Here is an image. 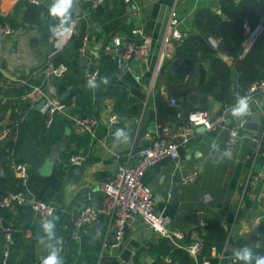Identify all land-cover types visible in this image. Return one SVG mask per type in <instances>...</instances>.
<instances>
[{
	"label": "crops",
	"instance_id": "0c3cea01",
	"mask_svg": "<svg viewBox=\"0 0 264 264\" xmlns=\"http://www.w3.org/2000/svg\"><path fill=\"white\" fill-rule=\"evenodd\" d=\"M235 1L238 3L240 0ZM54 2L43 0L40 4H33L28 0H0L3 18L16 27L14 34L8 37L0 35V107L5 106V111L0 109V123L10 124L14 121L19 126L17 130L20 134L15 131L12 143L16 142L23 147L24 153L21 155L29 157L32 164L26 192L30 196L60 204L67 213L57 212L50 219L55 223V236L49 239L42 228L44 221L35 215L29 203L0 207V240L6 232H10V248L19 251L17 259L22 257L25 264H41V259L48 254L58 237H65L72 248L71 256L68 254V246L59 252L64 264H163L164 257L169 253L162 250V240L166 237L148 226L142 217L135 216L130 220L125 238L120 244L108 234L107 218L104 216L93 226L84 229L78 239L74 238L73 218L78 213L83 192L93 190L97 193L100 185L113 176L116 154L126 152L133 144L140 146L144 143L145 131L140 134L141 126L147 129L156 124L185 119L183 103L188 102L192 94L199 92L195 107H203L213 114L225 109L228 125L212 132L199 128L193 141L182 146L179 160H163L146 172L145 179L154 192L156 213L167 219L169 227L185 231V242L204 237L208 225L219 222L230 239L220 249L216 245L210 248L209 256L216 257L218 264L219 259L212 250L213 246L218 251L225 249L230 253L244 246L251 248L254 241L250 236L264 222V176L254 185L248 186L250 176L264 172V92L247 100L248 111L245 115L237 117L233 114L232 107L237 102H227L226 96L236 90L239 73L234 58L222 50L221 39L215 35L218 46L209 42L231 68L232 81L227 90L221 92L222 84L213 82L209 74L217 56L215 53L202 55L201 61L185 74L182 82H175L172 73L180 66L175 69L172 66L176 58V47L167 58L172 60L170 66L166 65L165 60L160 67L163 35L169 20L177 16L179 26L192 34L197 30L195 17L204 8L220 13L224 19L228 17L222 10L221 0H134L130 4L125 0H105L102 3L73 0L71 17L63 27L74 24L77 31L58 49L55 59L65 61L62 60L64 57L77 60L84 67L85 73L91 68L100 70L98 84L92 87L85 81V87L91 88L90 94L79 92L84 100L81 106L73 104L72 96L77 94L72 95V92L82 83L60 91L55 78H45L39 71L47 53L63 40L60 20L49 13ZM133 26H141L151 38L148 59H128L122 68L116 64L114 70L110 69V63L103 59L111 57L117 60L124 46L111 44V50L107 51L105 44L112 35L130 30ZM86 33L90 37V50L87 51V59L82 62L84 54L79 50L80 45L76 47L73 41L77 35ZM220 51L225 55H221ZM20 79H27L29 83L44 81L45 87L54 84L60 97L62 92L70 90V99L66 101L71 104V111L96 113L100 117L98 138L89 143L88 134L75 131L69 117L57 113L53 128L59 130L62 126V136L69 133L62 154L83 150L88 154V159L80 167L68 165V154L63 158L61 154L52 164L47 161L51 145L62 136L43 150L45 140L48 137L54 138L56 134L47 133L42 127L40 118L43 112L27 93L31 89L30 85L22 83ZM201 82L216 85L217 94L203 93ZM107 85L118 88L117 94L122 96L123 101L121 110L116 97L100 96L98 91L106 90ZM184 89L186 91L182 93ZM157 92L164 99L161 112L156 105ZM172 97H177L179 106L171 104ZM137 104L140 105L139 110H135L134 114L126 113L127 109H133ZM111 114H117V123H108ZM255 114L259 115L258 129L244 128L243 122ZM230 125L240 128L241 138L234 152L227 154L224 152V143ZM117 131H122L123 135L117 136ZM9 167L6 153L0 145V192L10 189L7 183ZM192 170L198 172L196 180L184 183L183 177ZM174 187L178 191H173ZM247 188L253 193L252 196L246 191ZM197 210L202 213L198 215ZM62 217L70 224L61 223ZM201 217L208 220L207 225H200ZM242 242L246 243L239 245ZM192 255L198 264L199 255ZM174 260L178 264V260ZM242 263L245 264L244 261Z\"/></svg>",
	"mask_w": 264,
	"mask_h": 264
},
{
	"label": "built area",
	"instance_id": "2783aa9c",
	"mask_svg": "<svg viewBox=\"0 0 264 264\" xmlns=\"http://www.w3.org/2000/svg\"><path fill=\"white\" fill-rule=\"evenodd\" d=\"M33 4H40L43 0H28ZM88 3H102L105 0H81ZM128 4L134 0H125ZM134 7V5H133ZM136 7V5H135ZM133 8L131 9V11ZM245 39L241 56H244L258 39L263 31L264 25L260 21L252 25L248 19L244 21ZM68 31L62 33L63 40L59 45L51 48L42 62L39 71L43 73L45 78H54L63 75L69 70V64L65 61H56L55 55L60 47H62L77 31L74 24L66 27ZM16 27L3 18L0 11V35L8 37L14 34ZM190 35V31L179 26L177 16H173L166 27L163 35V46L160 52V67L163 62L171 56L175 47L183 42ZM53 40V36H51ZM90 37L86 33L83 35L82 43L79 50L82 54H87ZM111 44L123 45L124 49L120 51L117 57V66L122 68L126 65V61L133 57L138 61H146L149 56L151 38L141 26H133L130 35L126 32H119L109 39L105 44V49L110 51ZM100 78V70L98 68L88 69L85 73V81L90 85H95ZM22 83H28L31 87L28 95L32 97L34 103L44 100L41 110L46 114L45 125L51 127L55 121L57 113H63L69 117L71 126L75 131L84 132L89 136V143L98 138V129L101 119L96 113L73 112L64 98L60 97L54 84L44 86V81L40 83H29L27 79H20ZM93 87V86H92ZM264 92V77L254 79L246 88L245 92L238 97H245L247 100L253 96ZM77 95L72 96L74 104ZM172 105L179 106L177 98L172 97L170 100ZM180 116L181 113L179 112ZM119 121L117 114H111L108 117V123L114 124ZM228 125V116L226 110L213 114L209 110L200 107H193L186 119L179 121L165 122L156 124V126L145 130V141L140 146L131 145L129 150L124 153H118L115 156V171L112 177L104 181L97 193L93 190H85L81 198V205L78 213L73 218L72 236L79 238L81 232L89 226H93L100 217L107 218L108 234L118 244L122 243L128 223L135 216L142 217L148 226L158 231L161 236L168 238L171 243L179 247H184L195 256L201 253L204 246V238L199 237L193 242H185L186 232L180 229L171 228L166 218L156 213L155 198L153 189L148 181H146V172L153 166L166 159L179 160L181 158L182 146L189 145L199 128L205 131H217ZM15 130L9 123H0V140L9 141L15 136ZM241 138L240 128L230 125L225 138L224 152L231 154ZM88 159V154L83 151L71 152L68 158V165L74 168L80 167ZM12 167L15 174L20 178L21 183L26 186L30 177L31 161L23 159L16 161L12 159ZM198 172L192 170L183 177L184 183H191L196 180ZM264 176V172L260 171L248 179V186L254 185L257 180ZM246 191L253 195L249 188ZM29 203L35 215L42 221L50 220L57 212L67 213V210L53 201L38 196H30L25 189L9 190L0 194V207H11L18 204ZM201 210H197L200 215ZM208 220L204 217L200 219V225H207ZM4 253L8 254L11 245L10 232L5 233ZM263 245L261 239L254 241V246ZM67 242L64 237H58L54 246L50 248L48 253L56 248L59 252L66 249ZM215 256L219 259V264H237L238 259L225 249L218 251L216 246L212 247ZM217 250V252L215 251ZM48 255V254H47ZM46 255V256H47ZM163 264H175V260L171 254H166ZM198 264H212L211 257L204 255Z\"/></svg>",
	"mask_w": 264,
	"mask_h": 264
},
{
	"label": "trees",
	"instance_id": "16d2710c",
	"mask_svg": "<svg viewBox=\"0 0 264 264\" xmlns=\"http://www.w3.org/2000/svg\"><path fill=\"white\" fill-rule=\"evenodd\" d=\"M221 5L223 12L228 16L226 19H224L220 13L213 12L208 8L200 10V12L197 14L194 20V25L197 30L194 33L190 34L183 42L179 43L176 46L177 51L174 57H180L181 63L180 66L172 73L174 74L173 77L175 82H178L179 79L181 80L180 82H182L183 78L185 77V74L192 70L193 67L201 61L202 55L205 56L209 53L217 54L216 48H214L210 44L209 40L206 38L207 33H212L213 35L221 39L220 45L222 50L234 58L235 67L239 73L236 83V90L226 96V101L233 103L237 102V93L242 95L248 85L254 79L264 77V28L261 34L259 35L258 39L250 48V50L244 56H241L240 54L243 49V42L246 35L244 21L248 19L252 25H255L256 23L261 21L264 25V0H240L238 1V3H236L235 0H221ZM130 30H125V32L130 35ZM82 36V34H79L74 38L73 43L76 47L81 45L83 38ZM62 60L67 61L70 69L66 71L63 75L54 77L55 84L60 88V91H62L63 89H66L73 84L82 83V85H80L78 89H76V91L72 92V95L74 93L77 94L74 104L81 106L84 100L81 99L79 92L86 91L87 94H90L91 89H88L87 86L85 87L84 67L80 65L77 60H71L69 58L64 57H62ZM103 61L110 63V69L114 70L116 68V59L106 57L103 59ZM165 63L166 65L168 64L170 66L172 60L166 59ZM209 74L213 82H216L217 85L222 84V86H220L221 92H223L224 89L227 90V87L229 88L230 83L232 81L231 68L229 63L225 60L223 56L217 54L216 59L214 58L212 62ZM200 86V89L203 93L213 92L217 94L218 92L217 86L212 85L211 83L207 82L205 84L201 82ZM107 87L108 88L106 90L100 89L98 91L100 93V96L103 97L106 95H112L116 97L119 100L121 110L123 101L122 96L117 94L118 88L114 85H107ZM185 89L182 90V93L186 91ZM69 99L70 96L65 98V100ZM186 104L187 102L185 101L183 103V106H185ZM156 105L158 111H163L164 99L160 92H157L156 94ZM132 108L133 109H127L128 112L126 113L134 114L135 110L140 109V105H134ZM0 109L5 111V106L1 105ZM46 117V114L43 113V117L40 118L42 119V127L46 130L47 133H55L56 135L54 138L48 137L45 140L43 150L47 149V147L53 140L55 141L56 139L60 138L63 134L62 126H60L59 130L53 128L55 124H52L51 127H46ZM10 125H12L14 130L17 131L18 134H20V132L17 130V127L19 128L18 124L12 121L10 122ZM0 145L4 149V152L6 153V161L8 160L11 167V170L10 167L7 168V183L10 185L8 186L10 189H3L0 194L6 193L9 190L25 189V186L21 183L20 178L15 174L13 170L12 159L13 161H19L23 159H29L31 161V159L27 156L23 157L21 155V153H24L23 147H20L19 144L16 142L12 143V140H0ZM71 152H63L62 158L65 157L67 154L70 155ZM62 222L70 224L69 221H66L63 217L61 218V223ZM67 229H69V226L67 227ZM203 238L204 246L201 250V254L198 257L199 261L202 260L204 255L210 254L209 251L212 245H216L220 249L226 242V240L228 238L230 239V236L219 222H212L208 225V231ZM250 238L253 239V241L258 239H261L263 241V245L260 247L253 246V242V245L251 247L253 257H255L257 254L260 256H264V222H262V225L260 226L259 230L253 233ZM4 242L5 236H2L0 240V263L25 264L23 262L22 257L17 259V255L19 254V251L17 249L10 248L8 256H5ZM66 242L68 246V254L71 256L72 248L67 239ZM244 243L246 242L239 243V245ZM162 250L169 252L174 259H177L178 264H196L194 256L186 248L183 249V247L180 248L174 246L168 240V238H164L162 240ZM211 259L212 264H218L216 257H212ZM242 262L243 261L240 260L238 264H243ZM253 262H255V259L252 260L251 264H254ZM67 264H69V262H67Z\"/></svg>",
	"mask_w": 264,
	"mask_h": 264
},
{
	"label": "clouds",
	"instance_id": "9594fccd",
	"mask_svg": "<svg viewBox=\"0 0 264 264\" xmlns=\"http://www.w3.org/2000/svg\"><path fill=\"white\" fill-rule=\"evenodd\" d=\"M73 7V0H55L54 4L49 8V13L53 17L60 20L61 31H68L63 25L68 22L71 17V9ZM94 86V85H90ZM248 111V102L245 97H238L237 103L232 107V112L237 117L245 115ZM117 136L123 135L122 131H117ZM127 140V137H125ZM42 228L44 232L48 235L49 239H53L55 234L53 229L55 228V223L52 220H44L42 223ZM41 242V241H38ZM233 255L238 260H243L245 264H251L252 260L255 259V264H264V256L256 255L253 257L252 249L248 246H244L239 250L235 251ZM41 264H64L63 258L59 255V250L53 248L52 251L48 253L47 256L41 259Z\"/></svg>",
	"mask_w": 264,
	"mask_h": 264
},
{
	"label": "water",
	"instance_id": "95a60500",
	"mask_svg": "<svg viewBox=\"0 0 264 264\" xmlns=\"http://www.w3.org/2000/svg\"><path fill=\"white\" fill-rule=\"evenodd\" d=\"M207 39L212 42L214 45L218 46L219 42L218 39L211 33H208L206 35ZM221 55H225L224 52L220 51ZM85 59H87V55L84 54L82 56V62L85 61ZM130 60L133 59V57L129 58ZM180 64V58L176 57L173 60L172 66L173 68H177ZM98 84V83H97ZM98 86V85H97ZM70 94V90H65L64 92H62L61 97L62 98H67ZM200 97V93H194L190 96L189 101L187 102V104L185 105L184 109H183V116L186 119L188 117V114L190 112V110L197 104L198 99ZM44 100H40L37 104L36 107L37 108H41V106L43 105ZM258 121H259V115L255 114L252 115L250 119L245 120L242 124V126L244 128L250 129V130H257L258 129ZM146 127L145 126H141L140 128V134H143V132L145 131ZM68 138H69V133H65L64 136H62L59 140H57L55 143H53L50 147L49 153H48V162L49 163H53L54 161L58 160L62 154V150L64 149V147L66 146L67 142H68ZM178 191L177 187L173 188V191Z\"/></svg>",
	"mask_w": 264,
	"mask_h": 264
},
{
	"label": "rangeland",
	"instance_id": "374dc122",
	"mask_svg": "<svg viewBox=\"0 0 264 264\" xmlns=\"http://www.w3.org/2000/svg\"><path fill=\"white\" fill-rule=\"evenodd\" d=\"M181 80L179 79V81L178 82H180Z\"/></svg>",
	"mask_w": 264,
	"mask_h": 264
}]
</instances>
